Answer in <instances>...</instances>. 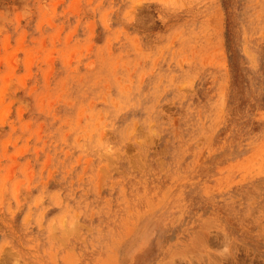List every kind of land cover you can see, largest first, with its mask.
Here are the masks:
<instances>
[{"label":"rangeland","instance_id":"1","mask_svg":"<svg viewBox=\"0 0 264 264\" xmlns=\"http://www.w3.org/2000/svg\"><path fill=\"white\" fill-rule=\"evenodd\" d=\"M0 264H264V0H0Z\"/></svg>","mask_w":264,"mask_h":264}]
</instances>
